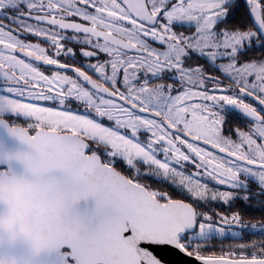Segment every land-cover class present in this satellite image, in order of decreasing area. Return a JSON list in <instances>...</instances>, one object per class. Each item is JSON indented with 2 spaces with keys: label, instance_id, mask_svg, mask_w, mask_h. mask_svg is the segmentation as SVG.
<instances>
[{
  "label": "snow or ice",
  "instance_id": "snow-or-ice-1",
  "mask_svg": "<svg viewBox=\"0 0 264 264\" xmlns=\"http://www.w3.org/2000/svg\"><path fill=\"white\" fill-rule=\"evenodd\" d=\"M0 254L264 264V0H0Z\"/></svg>",
  "mask_w": 264,
  "mask_h": 264
},
{
  "label": "clouds",
  "instance_id": "clouds-1",
  "mask_svg": "<svg viewBox=\"0 0 264 264\" xmlns=\"http://www.w3.org/2000/svg\"><path fill=\"white\" fill-rule=\"evenodd\" d=\"M23 218V212L16 207H7L3 216H0V233L8 238H14L17 233H23L26 229L20 223ZM0 264H31L26 257L3 253L0 254Z\"/></svg>",
  "mask_w": 264,
  "mask_h": 264
}]
</instances>
